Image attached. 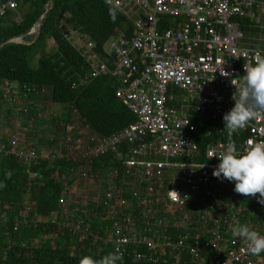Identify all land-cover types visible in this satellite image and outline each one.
I'll use <instances>...</instances> for the list:
<instances>
[{"label": "built area", "instance_id": "built-area-1", "mask_svg": "<svg viewBox=\"0 0 264 264\" xmlns=\"http://www.w3.org/2000/svg\"><path fill=\"white\" fill-rule=\"evenodd\" d=\"M20 1L10 0L1 7L0 17L9 9L16 10ZM110 1L134 21L136 37H114L104 47V55L114 69L102 59L94 42H85L82 54L91 71L81 76L73 89L112 75L119 83L117 96L136 116V123L111 137L89 131L83 136L70 135L64 152L46 153L41 148L35 149V144L22 143L20 137L10 135L7 142L0 139V158L13 156L25 170L33 171L27 173L31 196L34 182L40 176L36 168L44 162L67 159L78 165V170L85 166L68 202L63 204V214L54 215L57 220L64 215L67 221L80 211L79 208L71 211L70 204H78L72 197H83V192L92 191L98 181L91 173L93 158L125 147L124 163L140 169L134 172L140 188L134 195L140 201L142 214L140 222L129 220L131 227L117 224L106 243L114 247L110 255L122 257L129 246H144L148 253L138 254L139 261L146 258L159 263L170 256L180 263L187 259L193 264H260L256 256L249 254L244 240L231 236V228L244 224L264 236V205L255 198L235 193V182L215 178L213 171L219 164L217 157L225 153L229 143L240 153L250 147L249 141L264 143V111H259L231 141L213 140L203 150L199 138L201 128L209 124L215 126L214 135L225 133L223 116L235 104L234 84L239 86L244 64L264 60V48L247 41L241 29L245 24L241 21L247 19L264 28V0ZM164 17L170 18L173 25L161 32ZM176 90L185 94L177 96ZM2 98L7 103L19 104L22 100L19 85L10 82L2 85ZM157 157L162 160H156ZM109 178L114 179L115 175L111 173ZM183 182L184 189L180 185ZM105 195V201L119 200L123 191L114 192L109 183ZM245 201L254 205V212ZM129 204L116 202L109 216L124 215ZM25 209L28 220L29 204ZM247 213L252 217L243 222ZM83 225L82 221L74 225L73 232H81ZM182 229L186 233L179 236L177 233ZM15 230L19 231V226ZM94 239L97 241L98 237ZM12 246L10 243L9 249Z\"/></svg>", "mask_w": 264, "mask_h": 264}, {"label": "trees", "instance_id": "trees-1", "mask_svg": "<svg viewBox=\"0 0 264 264\" xmlns=\"http://www.w3.org/2000/svg\"><path fill=\"white\" fill-rule=\"evenodd\" d=\"M50 1L22 0L16 10L9 9L5 16L0 17V47L14 38L27 36L22 44L9 43L1 48L0 88L4 82L18 83L21 86L22 99L26 97L25 99L38 101L40 97L46 96L52 103L63 106L64 111L60 118L51 119L54 124L62 121L61 128L58 129L63 136V132H67V127L73 123V112L80 116L83 125L105 137L136 123V116L118 98V79L112 75L101 76L86 87L73 89V84L91 69L78 48L66 38V29L70 27L83 38L93 41L102 59L114 69L109 57L104 55V47L114 37H136L135 23L124 16L110 0H55L51 11L44 18L42 34L32 43L35 39L28 35L36 27ZM8 2L10 0H0V8ZM241 22L245 23L241 29L246 37L253 44L264 46L261 41L264 29L251 23L250 19ZM172 25V20L164 17L159 30L162 32ZM51 41L55 50L48 52ZM35 62L37 65L33 66ZM28 89H35L38 94ZM44 91L46 92L43 93ZM176 94L183 96L185 93L176 90ZM15 112L6 105L4 98L0 100V130L4 121ZM31 112L37 114L35 108ZM213 127V124H209L201 128L199 143L203 150L213 140L232 139L226 131L223 135H214ZM204 131L210 133L206 135ZM0 139L7 142L3 133H0ZM56 141L58 138L53 143ZM117 166L114 156L107 155L94 161L93 171L104 175ZM77 169L78 165L66 159L46 161L36 168L40 176H37L38 179L32 187L29 201L31 211L27 220L24 214L26 190L30 183L27 173L33 171L25 170L18 158L13 156L0 158V264H79L84 257L100 260L114 251L112 244L107 246L105 243L117 224L126 228L131 227L129 220L132 223L141 221L142 213L134 197L124 196L118 200L131 202V207L124 209V216L117 214L114 216L116 220H113L109 219L107 208L110 203H105L100 194L90 191H84L83 197L75 199L78 204H70L71 211L76 208L80 211L70 216L67 221L64 215L57 220L54 215L63 214L62 203L68 202L76 188ZM117 169L123 170L120 166ZM115 185L114 188L118 186L119 189L123 188L124 183H119V179H116ZM102 188L106 190L107 185L102 184ZM78 190L81 193L80 188ZM65 195L68 196L66 199ZM245 204L251 210L254 209L252 203L245 201ZM248 217L251 218L252 215L247 213L243 222ZM253 220L258 221L256 218ZM81 221L84 222L81 232L74 233V225L78 226ZM16 226H19V231L15 230ZM87 229L92 233L88 234ZM185 233L186 230L182 229L177 234L180 236ZM94 237H98V240ZM10 243H13L11 249ZM147 253L144 246H129L128 252L115 264H179L176 258L170 256L159 263H151L146 258L137 260L138 254ZM255 259L264 264V253ZM186 261L184 259L182 264H193L190 260Z\"/></svg>", "mask_w": 264, "mask_h": 264}, {"label": "clouds", "instance_id": "clouds-1", "mask_svg": "<svg viewBox=\"0 0 264 264\" xmlns=\"http://www.w3.org/2000/svg\"><path fill=\"white\" fill-rule=\"evenodd\" d=\"M192 11H195V9H192ZM77 37L82 44L91 41L89 39L86 40L80 34H78ZM77 37H75V39L73 37H70V31L69 29H66L67 39L71 40L72 42H75ZM262 37L264 38V36ZM261 41L264 42V39H262ZM79 47L77 48L82 54L83 45L82 46L80 45ZM261 47L264 48V46L262 45ZM84 58L87 60L86 57ZM243 67H244V74L242 75V79L240 81L239 86L234 84L232 81V83L235 85V91L232 95V99L235 101V104L231 108V110L225 113L223 116V121H224L223 129L226 131L229 138H231L239 130L244 129L247 126L248 122L257 116V113L259 111H264V60H259L254 65H248L245 63ZM5 83L6 82H4L3 85H5ZM14 84L17 85L18 83H14ZM19 87L21 88L20 85ZM84 127H86L85 131L84 132L78 131L79 134H75V136L86 135L88 134V131L91 134L100 136L99 134L92 132L89 126L84 125ZM67 129L68 131L66 133H69V135L68 136L64 135L62 137L63 140H67V138L70 135H73L72 126H68ZM100 137H105V136H100ZM249 145L250 147L248 149H246L243 153H240L236 150L235 146L232 143H229L227 145L225 153L217 157L219 159V164L214 169L213 176L222 181L223 180H228L230 182L234 181L235 193L243 195L245 197L255 198L258 200V202L261 205H264V143H253L252 141H249ZM64 147L60 151L64 152ZM107 155H113L117 161L118 166L111 168L104 175L100 174L99 172H95L94 174L97 176L98 181L95 185H93L92 191L100 194L103 197V200L105 201L106 199L105 191L108 189L109 183L112 184L113 190L114 192H116L118 186L114 188V186H116L115 180L119 179V183H124L123 188H119V190L123 191L122 197L130 196L137 199L134 195V192L136 190L139 191L140 188L138 187L139 179L134 175V172L135 171L139 172L140 169L137 167L132 168L124 163L127 159V152L125 150V147H120L116 151L111 150L105 155L93 158L92 167H94V161ZM155 159L162 160V158L160 157H157ZM146 160H153V158L146 157ZM119 166L123 168V170L117 169ZM111 173L115 175L114 179L109 178V175ZM99 180L102 181L99 182ZM102 184L107 185L106 190L102 188ZM125 192H127L129 195H126ZM257 194H259V196H257ZM116 202H118V200L115 199H113L112 201H105V203H110V205H108L107 207H110L111 209L116 207L115 205ZM139 204L140 201L137 199V207L140 211H142ZM130 207L131 206H129V208ZM109 219L116 220L115 217H110V216ZM231 236L233 238H239L244 240L246 242V247L249 254L258 256L261 253H264V236H261L256 231L251 230L247 225L244 224L234 225L231 228ZM106 245L108 246L109 244ZM119 259L120 257L115 255L105 256L100 260H93L91 257H84L80 260L79 264H115V262ZM178 263L182 264L180 262Z\"/></svg>", "mask_w": 264, "mask_h": 264}, {"label": "rangeland", "instance_id": "rangeland-1", "mask_svg": "<svg viewBox=\"0 0 264 264\" xmlns=\"http://www.w3.org/2000/svg\"><path fill=\"white\" fill-rule=\"evenodd\" d=\"M67 29H69L70 31V37H73L75 39V37H77L78 35V32L72 30L70 27L69 28L67 27ZM262 39L264 38L262 37ZM77 40L78 37L76 41L73 42L74 45L77 47H79L80 45L82 46L83 44L79 40L77 42ZM247 41H250L249 37L247 38ZM54 50L55 49L51 50L49 48L48 52ZM39 51L41 50L39 49ZM36 65L37 62L33 63V66ZM25 98L22 99L19 104L7 103L5 101L6 105L8 104V107L15 110L16 112L12 116H10L8 120L4 121L0 133L5 134L6 138L10 137V135H16L21 138L22 143L35 144L36 146H39V148L44 150L46 153H50L52 151H60L64 147L63 138H62L63 134H61L58 129L61 128L62 121L61 120L57 121L54 124L51 122V119L57 117L60 118V116L64 111V107L52 103V101L46 96L40 97L38 101H33V100L31 101ZM33 108L36 109V113H37L36 115L31 112ZM71 126L73 128V135L79 134L78 131L84 132L86 129V127H84L82 123V120L80 119V116L76 112H73V123ZM63 133L65 136L69 135V133L66 132ZM55 138H58V141L53 143ZM30 198H31V193L27 188L24 206L27 207ZM72 198L75 200L74 197Z\"/></svg>", "mask_w": 264, "mask_h": 264}, {"label": "water", "instance_id": "water-1", "mask_svg": "<svg viewBox=\"0 0 264 264\" xmlns=\"http://www.w3.org/2000/svg\"><path fill=\"white\" fill-rule=\"evenodd\" d=\"M55 0H51L50 1V4L46 5L44 11H43V14L41 16V18L39 19V22L37 23L36 27L32 30V32L28 35L31 36V37H34L35 38V41L40 37V35L42 34V31H43V21H44V18L46 17V15L51 11L52 9V5L54 3ZM27 36H22V37H19V38H14L6 43H4L1 47H0V50L3 46L9 44V43H17V44H21L23 43L24 39L26 38ZM22 41V42H21ZM34 41V42H35ZM33 42V43H34Z\"/></svg>", "mask_w": 264, "mask_h": 264}, {"label": "bare ground", "instance_id": "bare-ground-1", "mask_svg": "<svg viewBox=\"0 0 264 264\" xmlns=\"http://www.w3.org/2000/svg\"><path fill=\"white\" fill-rule=\"evenodd\" d=\"M21 42H22V41H21ZM21 44H22V43H21ZM31 101H32V100H31ZM136 120H137V118H136ZM206 137H208V136H206ZM67 139H68V138H67ZM63 143H64V145H66L67 140H63ZM35 149H39V146H36ZM89 153H91V152H89ZM71 162H72V161H71ZM84 170H85V166L82 167V168H80L79 170H77V173H78L77 175H78V178H79V179H80V177H81V175H80L81 172L84 171ZM31 173H32V172H31ZM91 173H95V172L93 171V167H92ZM85 174H89V172H88V171H85ZM180 185H182V189H184V188H183V185H186V183L183 182V183L180 184ZM90 192H93V191H90ZM66 202H67V201H64L62 204L66 205ZM107 208L109 209V210L107 209V210H108V213H111L112 209H111L110 207H107ZM117 211L119 212V210H117ZM140 212L142 213V211H140ZM253 212H254V210H253ZM59 214H60V213H58L57 215H59ZM164 218H165V219H168V218H172V216H165ZM256 218H258V217L256 216ZM241 220H242V219H241ZM153 222H155V221H153ZM150 223H151V222H150ZM155 223H156V222H155ZM262 230H264V229H262ZM89 233H92V232H89V231H88V234H89ZM153 236H154V235H149L150 238H153Z\"/></svg>", "mask_w": 264, "mask_h": 264}, {"label": "crops", "instance_id": "crops-1", "mask_svg": "<svg viewBox=\"0 0 264 264\" xmlns=\"http://www.w3.org/2000/svg\"><path fill=\"white\" fill-rule=\"evenodd\" d=\"M49 45H51V47L50 48H52V49H54L55 48V45H54V43L51 41V42H49Z\"/></svg>", "mask_w": 264, "mask_h": 264}]
</instances>
